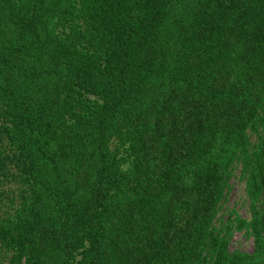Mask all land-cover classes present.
Returning <instances> with one entry per match:
<instances>
[{"label": "trees", "instance_id": "16d2710c", "mask_svg": "<svg viewBox=\"0 0 264 264\" xmlns=\"http://www.w3.org/2000/svg\"><path fill=\"white\" fill-rule=\"evenodd\" d=\"M0 264H264V0H0Z\"/></svg>", "mask_w": 264, "mask_h": 264}, {"label": "rangeland", "instance_id": "374dc122", "mask_svg": "<svg viewBox=\"0 0 264 264\" xmlns=\"http://www.w3.org/2000/svg\"><path fill=\"white\" fill-rule=\"evenodd\" d=\"M230 189L226 194L223 201V208L220 214L223 221H227L229 213L235 211L236 214L241 215L243 218L249 219L250 203L246 191V182L242 178V170L236 167L230 182ZM255 243L252 237H248L244 232H235L231 243V249H240L245 252H252Z\"/></svg>", "mask_w": 264, "mask_h": 264}, {"label": "water", "instance_id": "95a60500", "mask_svg": "<svg viewBox=\"0 0 264 264\" xmlns=\"http://www.w3.org/2000/svg\"><path fill=\"white\" fill-rule=\"evenodd\" d=\"M92 98L94 97V96H91Z\"/></svg>", "mask_w": 264, "mask_h": 264}]
</instances>
